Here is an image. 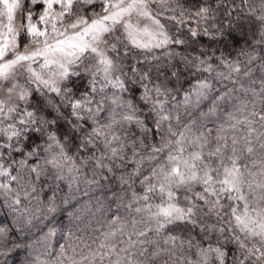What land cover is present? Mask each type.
<instances>
[{
    "label": "clouds",
    "instance_id": "obj_1",
    "mask_svg": "<svg viewBox=\"0 0 264 264\" xmlns=\"http://www.w3.org/2000/svg\"><path fill=\"white\" fill-rule=\"evenodd\" d=\"M0 264H264V0H0Z\"/></svg>",
    "mask_w": 264,
    "mask_h": 264
}]
</instances>
